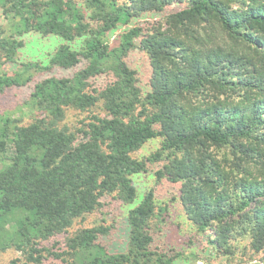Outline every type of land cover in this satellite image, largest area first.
<instances>
[{"label":"trees","instance_id":"obj_1","mask_svg":"<svg viewBox=\"0 0 264 264\" xmlns=\"http://www.w3.org/2000/svg\"><path fill=\"white\" fill-rule=\"evenodd\" d=\"M0 11V93L34 83L25 125L0 115V252L25 264L185 260L159 246L168 206L134 185L156 165V182L177 186L185 218L219 256L264 262V0H0ZM29 33L62 43L47 65L3 72ZM134 51L149 63L145 93ZM51 69L75 71L36 80ZM156 138L155 152L134 157ZM106 198L130 207L120 252L101 245L110 227L69 232Z\"/></svg>","mask_w":264,"mask_h":264},{"label":"rangeland","instance_id":"obj_2","mask_svg":"<svg viewBox=\"0 0 264 264\" xmlns=\"http://www.w3.org/2000/svg\"><path fill=\"white\" fill-rule=\"evenodd\" d=\"M76 1L78 4H81L82 0ZM180 8L181 6L176 4L166 12L177 11ZM160 19L161 16L157 14L144 15L141 19L133 20L132 25L149 26ZM1 23L4 24L0 11V24ZM124 28L125 27H120L119 32ZM22 40L24 46L18 53L17 64H6L2 66L1 70L3 72L9 74L16 70L19 64L27 62H39L43 66L47 65L51 54L62 43V40L57 37L42 38L36 33L26 34L22 37ZM127 62L128 65L137 72L140 88L144 93L147 92L150 69L146 56L139 51H134L130 53ZM74 71L75 69H51L41 75L38 74L36 80L38 81L52 76L69 77ZM103 82L104 79L98 78L96 80V85L98 87L102 86ZM33 84L34 83H31L27 87H13L0 93V115L3 118L9 116L21 120L23 125L27 123L29 116L25 112L26 109L23 107V104L27 100ZM159 145L160 140L158 138L152 139L144 144V146L134 154V157L139 159L147 157L155 152L159 148ZM157 169L156 165H149L148 172L138 175L134 180V185L139 196L151 189L154 191L156 203L160 206L167 205L169 208L167 217L168 225L164 233L159 237V241H161L159 246L167 251L173 249L176 252H182L186 256L185 260L177 261L176 264H232L228 262L225 257L219 256L207 241H204V237L198 234L195 228L185 218L180 204L177 202V186L164 181L160 183L156 182L154 172ZM129 208V206H124L117 200L106 198L103 200V208H101L100 212L89 216L84 224H79L69 232H73L80 227H92L97 225L110 227L109 235L101 239V245H103L109 253L120 252L124 249L126 243V214ZM64 238V236L57 238L60 242V245L56 248L57 253L63 250ZM240 253L241 252H238L237 256L232 260L233 264H237L236 262L240 259H242V264H264V262L260 261L261 255L254 256L253 259L249 260L248 257L250 253L247 256H243ZM53 260L54 259L50 257L42 261L43 264H50ZM13 261H15L16 264H25V255L12 249L0 252V264H10ZM54 262L60 263L57 259L54 260Z\"/></svg>","mask_w":264,"mask_h":264}]
</instances>
